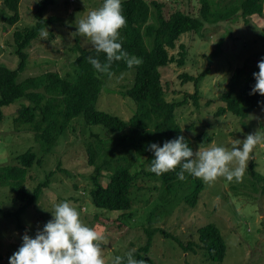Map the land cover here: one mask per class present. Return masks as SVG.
I'll list each match as a JSON object with an SVG mask.
<instances>
[{"label":"rangeland","instance_id":"374dc122","mask_svg":"<svg viewBox=\"0 0 264 264\" xmlns=\"http://www.w3.org/2000/svg\"><path fill=\"white\" fill-rule=\"evenodd\" d=\"M156 1L163 3L165 15L178 7L199 15L200 0ZM102 2L103 0H55L45 12V16L55 18L54 22L44 30L47 36L42 38L39 35L27 49V66L20 72L18 80L46 71H58L67 77L75 76L74 60L78 54L76 46H92L87 38L70 35L75 31L74 22L76 18L84 17L89 11L98 8ZM36 4L37 0H21L20 20L10 24L6 17L13 12L0 0V66H18L14 32L35 25ZM233 19L207 24L202 32L183 34L178 47L170 52L177 56L179 44H185L187 54L184 65L173 62L161 68L166 99L169 101L181 100L186 94L195 91L194 83H184L180 74L187 72L196 76L205 72L200 85L199 106L194 105L190 99L176 110L177 120L193 141L194 152L199 145L207 147L212 144L222 145L230 150L235 139L242 140L255 131L264 135L262 109L251 111L246 118H240L231 112L218 114L219 107L224 106L221 95L228 88L234 70L246 63H257L264 56V40L259 33L260 29H264V12L262 15L252 16L255 27H249L242 19L232 21ZM134 75L135 69H132L105 78L97 107L129 118L136 106L125 92L132 86ZM29 102L26 98H21L3 108L4 118L0 123V166L16 163L14 158L17 155L32 149L41 159V164H34L30 170L27 188L33 191L38 183L47 179L51 182L39 199L25 209L20 219L15 216H0V264H8V257L17 250L25 232L30 236L34 235L37 228L51 219L48 210L61 200L69 201L78 211L81 221L95 229L105 264H111L116 255L124 257L129 251L133 253L144 246L148 240L149 228L162 227L187 242L191 236L195 235L196 238L199 226L208 223L219 227L227 244L226 256L222 262L211 261L203 250L195 253L185 251L176 239L158 232L152 236L151 246L146 254L159 264H264V180L256 182L250 173L251 163L254 162L255 170L264 177V140L250 151L239 181H228L223 176H218L213 181L205 182L194 207L184 200L183 192L177 193L178 196H173L171 201L164 204L165 209L171 208L163 215V211L156 207L163 203L162 183L147 176L140 177L137 186L133 188L134 203L129 216L123 215L122 211L97 207L91 196L93 183L90 175L94 166L89 165L87 146L93 140L92 133H98L106 139L117 134L109 132L102 125H89L83 116H78L72 120L54 149L50 153H44L32 127L25 123H15L22 103ZM191 124L194 127L187 130V126ZM203 131L213 134V141L207 146H202L196 140V136ZM144 168L148 170L149 166ZM134 169H141V166ZM104 173L102 182L106 184L109 172ZM14 195L9 186L0 185V207L16 211L22 203L14 201Z\"/></svg>","mask_w":264,"mask_h":264},{"label":"trees","instance_id":"16d2710c","mask_svg":"<svg viewBox=\"0 0 264 264\" xmlns=\"http://www.w3.org/2000/svg\"><path fill=\"white\" fill-rule=\"evenodd\" d=\"M3 2L13 12L6 17V21L15 24L21 17V0H3ZM200 2L199 15L185 12L180 7L165 15L163 3L156 0H121L122 14L126 23L119 30L118 39L125 51L141 60L139 65L128 68L123 60L113 61L110 65V74H100L92 68L87 58L93 56L103 63L105 54L97 53L93 47L77 45L78 54L74 60L75 76L67 77L62 76L58 71H46L20 81L19 74L25 70L29 57L27 49L32 46L41 31L53 24L55 19L53 16H45L48 7L54 4L55 0H37L34 13L35 25L14 32L15 53L19 57L18 66L16 68L0 66V123L4 118L5 106L26 98L30 102L22 103L18 116L15 117V123L29 124L43 152L50 153L72 120L83 116L87 124L102 125L109 132L117 134L106 139L98 133H92L93 140L87 146L89 165L94 166L90 175L93 183L91 196L97 207L122 211L123 215L131 216L130 209L134 203L133 188L137 186L140 177L146 176L162 183L163 203L157 204L156 207L163 211V215L171 208L165 209L164 204L171 201L173 196H178L177 193L183 192L184 200L194 207L200 192L205 187L203 180L186 172L183 180L178 179L176 173L179 171V165L159 176L145 170L144 166H150L151 163L152 153L147 150L150 142L162 143L166 139L182 135L193 149V141L177 120L176 110L190 99L193 100L194 105L199 106L200 85L205 72L196 76L187 72L180 74L184 83L189 81L194 83L195 91L186 94L181 100L169 101L166 99L161 68L173 62H177L180 66L184 65L187 54L185 44H179L180 51L177 56L170 52L178 47V41L183 34L202 32L207 24H216L221 20L233 18L232 21L242 19L249 27H255L252 16L262 15L264 12V0H227V2L200 0ZM259 33L264 40V29H260ZM132 69H135L134 81L125 94L134 102L135 112L129 118H124L99 109L97 102L105 78ZM256 71H258L257 63L252 62L234 70L228 88L221 95L224 106L219 107L218 114L231 112L240 118H246L251 111L264 107L257 103L264 102V96L258 93L249 94L255 83L252 73ZM193 127L194 124L188 125L187 130ZM196 138L202 146H207L213 141V134L203 131ZM14 159L16 163L0 166V185L9 186L15 193L14 201H19L22 205L16 211L4 210L0 207V216L7 218L15 216L20 219L25 209L39 199L51 180L38 183L34 190L30 191L26 186L28 174L34 164H41V159L32 149L17 155ZM138 165L141 169H134ZM254 166L255 163L252 162L251 175L256 182L264 180ZM105 171L109 172V180L103 184ZM52 174L53 172L50 173ZM148 231L145 245L132 253L134 258L144 260L145 264H159L146 254L151 246V238L157 232L176 239L185 251L195 253L197 250H203L213 262H222L226 256L227 244L221 230L214 223L199 226L196 238L195 235L191 236L187 242L162 227H152Z\"/></svg>","mask_w":264,"mask_h":264},{"label":"clouds","instance_id":"9594fccd","mask_svg":"<svg viewBox=\"0 0 264 264\" xmlns=\"http://www.w3.org/2000/svg\"><path fill=\"white\" fill-rule=\"evenodd\" d=\"M74 23L75 31L70 35L87 38L97 53L105 54L103 63L93 56L87 58L97 73L110 74L113 61L123 60L128 68L141 63L138 57L122 48L118 39L119 30L126 23L121 0H103L98 8L76 18ZM40 35L46 37L47 32L42 30ZM257 68L258 71L252 73L255 83L249 94L264 96V56L257 61ZM257 103L264 105L262 101ZM262 140L264 135L255 131L242 140L235 139L230 150L212 144L207 147L199 145L195 152L182 135L162 143L150 142L147 150L152 153V159L148 170L159 176L179 165L176 174L181 180L186 172L204 182L213 181L218 176L228 181H239L250 151ZM48 211L51 219L37 228L34 235L25 232L21 236V244L8 257V264H105L97 232L81 221L78 211L69 201L61 200ZM111 264H145V261L134 258L129 251L124 257L116 255Z\"/></svg>","mask_w":264,"mask_h":264}]
</instances>
